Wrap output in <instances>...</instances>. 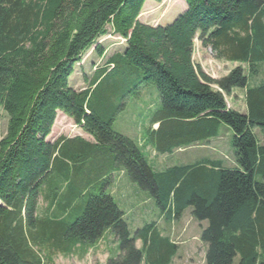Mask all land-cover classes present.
Segmentation results:
<instances>
[{
    "label": "trees",
    "instance_id": "1",
    "mask_svg": "<svg viewBox=\"0 0 264 264\" xmlns=\"http://www.w3.org/2000/svg\"><path fill=\"white\" fill-rule=\"evenodd\" d=\"M149 1L163 0H0V107L8 116L0 140V264H48L78 247L87 254L109 231L120 255L107 264H170L178 246L156 224L132 237L107 194L117 169L175 220L192 208L208 222L205 264H264V145L254 134L264 136V83L249 85L264 64V0H184L185 11L167 26L139 20ZM110 33L125 49L76 90V66L94 47L103 56L98 42ZM196 40L249 74L238 66L211 78L194 63ZM151 86L161 99L147 131L156 152L217 137L225 125L237 167L205 159L155 171L145 149L113 129L123 102ZM235 89L245 91V113L228 106ZM59 113L94 142H48Z\"/></svg>",
    "mask_w": 264,
    "mask_h": 264
},
{
    "label": "rangeland",
    "instance_id": "2",
    "mask_svg": "<svg viewBox=\"0 0 264 264\" xmlns=\"http://www.w3.org/2000/svg\"><path fill=\"white\" fill-rule=\"evenodd\" d=\"M185 9L184 0H163L160 4L149 1L146 3L139 20L151 26H167ZM98 45L103 50V56L94 51V47L83 56L82 61L75 68L71 85L76 90L88 88L96 71L103 69L114 54L123 51L126 47L125 41L112 33L101 38ZM195 46L194 63L211 78L222 79L238 66L244 68L246 75L249 74L246 65L217 60L211 50L203 48L198 40H196ZM262 83H264V64L257 76L249 78L251 87ZM226 99L230 109L241 113L247 111L244 90L235 89L230 97L226 96ZM160 103V94L156 87L151 86L149 89L135 90L123 102L124 107L113 125L116 132L136 140L145 149V157L155 171L163 172L172 167L195 165L205 159L214 161L221 159L227 166L230 165V168L237 167L235 151L232 147L234 133L225 125L221 126L217 137L185 144L183 148L174 149L167 154L156 152L155 146L149 140L147 131L150 119ZM54 126L52 137L55 138L53 141H56L58 137H84L94 142L63 113H59ZM7 127L8 116L0 107V140L6 135ZM254 134L264 145V136L261 132L256 129ZM106 192L114 198L123 211L124 220L129 225L132 237L146 225L156 224L160 233L164 237L170 238L178 246L177 255L170 264H205L207 245L202 242L201 236L208 227V222L197 221L193 217L192 208H188L180 219L175 220L171 215L162 212L155 199L148 192L142 191L131 182L123 169H117L113 173L111 184ZM46 207L47 204L41 199L40 215H45ZM116 240L115 234L109 231L105 234L104 240L102 239L96 245L89 247L87 254H84L82 247H78L73 255L57 254L48 264H107L110 257L116 258L120 255L119 242ZM136 245L139 248L142 247L141 242ZM239 262L240 259L237 258L234 264H239Z\"/></svg>",
    "mask_w": 264,
    "mask_h": 264
},
{
    "label": "crops",
    "instance_id": "3",
    "mask_svg": "<svg viewBox=\"0 0 264 264\" xmlns=\"http://www.w3.org/2000/svg\"><path fill=\"white\" fill-rule=\"evenodd\" d=\"M58 117H59V115H58ZM73 121V120H72ZM74 122V121H73ZM75 124V123H74ZM77 126V125H76ZM55 127V126H54ZM157 128V127H156ZM53 129H55V128H53ZM82 131V130H81ZM53 132H54V130H52V133H51V135L48 137V139H47V141L48 142H50V143H55L58 139H60V137H58V139L56 140V141H53V138H55V137H52V134H53ZM83 132V131H82ZM84 133V132H83ZM85 134V133H84ZM86 136H88V138H90L91 140H93V138H91L89 135H87V134H85ZM76 138V137H75ZM81 138H83V139H85L84 137H81ZM70 139H73V138H70ZM85 140H87V141H90V140H88V139H85ZM91 142V141H90ZM105 239V237L103 238V240ZM117 239V238H116ZM117 241V240H116ZM138 243V242H137ZM138 247V246H137ZM139 248V247H138ZM111 258V257H110ZM109 258V259H110ZM108 259V260H109Z\"/></svg>",
    "mask_w": 264,
    "mask_h": 264
}]
</instances>
